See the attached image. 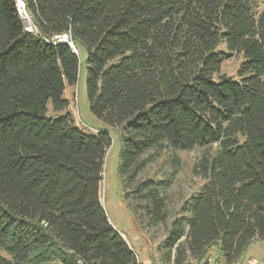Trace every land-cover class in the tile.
<instances>
[{"label":"trees","instance_id":"obj_1","mask_svg":"<svg viewBox=\"0 0 264 264\" xmlns=\"http://www.w3.org/2000/svg\"><path fill=\"white\" fill-rule=\"evenodd\" d=\"M24 2L37 33L0 0V264H139L100 197L110 128L48 115L79 78V53L53 40L63 34L87 51L90 110L119 131L126 184L150 149L217 145L194 166L206 181L172 221L167 258L209 264L215 247L234 264L264 242V0ZM233 53L239 79L215 77ZM134 192L166 219L158 183Z\"/></svg>","mask_w":264,"mask_h":264},{"label":"rangeland","instance_id":"obj_2","mask_svg":"<svg viewBox=\"0 0 264 264\" xmlns=\"http://www.w3.org/2000/svg\"><path fill=\"white\" fill-rule=\"evenodd\" d=\"M226 50L224 44L219 46ZM80 71L78 82L67 85L63 97L69 101L66 109L55 111L52 102L48 104V115L57 117L70 112L75 124L87 132H96L100 128H110L113 137L112 145L107 151L103 179L100 186V197L109 220L118 229L135 251L139 264H175L168 259L166 249L162 246L167 237L172 221L182 214L184 203L195 193L199 192L205 179L196 174L194 166L202 156L213 153L217 145L195 147L192 150H172L165 148L157 153L150 149L143 155L149 159L133 182L125 183L119 175V151L121 139L117 128H111L93 116L90 110L86 90V58L87 51L79 45ZM244 56L233 53L220 68L219 74L239 79L238 68ZM152 179L160 186V194L165 198L167 217L164 221L155 222L147 213L145 199L137 197L134 192L141 181ZM168 183L160 185L162 182ZM184 240V239H183ZM175 252V251H173ZM209 264H227L213 247L208 254ZM182 264H200L188 251ZM234 264H264V242L256 239L248 248L246 254Z\"/></svg>","mask_w":264,"mask_h":264},{"label":"built area","instance_id":"obj_3","mask_svg":"<svg viewBox=\"0 0 264 264\" xmlns=\"http://www.w3.org/2000/svg\"><path fill=\"white\" fill-rule=\"evenodd\" d=\"M15 1H16L18 12L25 20V23H26L25 29L29 32L37 33L38 29L35 26V24L32 22V20L30 19V16L27 13L24 0H15ZM53 40L56 42H65L66 40H68L67 43H69L74 48L75 52L77 51L73 43L69 41V37L67 34L55 35L53 37Z\"/></svg>","mask_w":264,"mask_h":264},{"label":"water","instance_id":"obj_4","mask_svg":"<svg viewBox=\"0 0 264 264\" xmlns=\"http://www.w3.org/2000/svg\"><path fill=\"white\" fill-rule=\"evenodd\" d=\"M65 42H68V40H66ZM78 51H76V53H77Z\"/></svg>","mask_w":264,"mask_h":264}]
</instances>
